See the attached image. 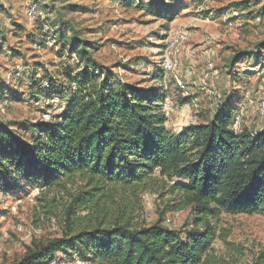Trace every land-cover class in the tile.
Wrapping results in <instances>:
<instances>
[{"label":"trees","instance_id":"obj_1","mask_svg":"<svg viewBox=\"0 0 264 264\" xmlns=\"http://www.w3.org/2000/svg\"><path fill=\"white\" fill-rule=\"evenodd\" d=\"M180 2L139 7L170 13ZM57 31L62 50L79 65L61 68L41 93L61 95L63 110L52 121L0 120V190L68 183L80 189L65 207L61 235L33 241L10 264H50L58 254L89 264H222L211 255L221 214L264 213V130L234 132L235 106L223 101L209 119L173 131L162 112L164 92L116 78L74 26ZM155 172L173 180L175 197L147 224L135 219L132 202ZM117 191L124 196L111 210ZM183 208L190 220L184 231L165 225L166 211ZM256 264H264V254Z\"/></svg>","mask_w":264,"mask_h":264},{"label":"rangeland","instance_id":"obj_2","mask_svg":"<svg viewBox=\"0 0 264 264\" xmlns=\"http://www.w3.org/2000/svg\"><path fill=\"white\" fill-rule=\"evenodd\" d=\"M125 1L0 0V120L57 118L65 103L61 95L41 91L49 88L50 77L61 68L79 65L77 56L68 55L58 43L57 29L74 26L92 42L94 57L116 78L166 94L172 104L166 120L171 130L209 119L223 101L235 106L242 127L254 133L264 130V115L258 114V104L264 100V0H182L172 4L170 13L139 7L149 0ZM243 2L247 8L237 9ZM32 6L36 11L29 16ZM178 32L186 33L187 39L176 73L183 77L188 65L193 68V74L184 77V92L174 74L161 69L166 44ZM200 85L213 88L215 95H207ZM172 183L158 172L152 174L140 199L132 202L135 219L155 222L173 202ZM79 189L68 183L51 189L23 185L0 190V264L21 257L33 241L60 236L65 207ZM122 196L121 191L113 192L108 207L120 208ZM164 217L165 225L184 231L190 222L189 208L166 211ZM217 229L220 237L211 255L222 264H256L264 254V213H222ZM57 259L55 264H89L76 255L58 254Z\"/></svg>","mask_w":264,"mask_h":264},{"label":"built area","instance_id":"obj_3","mask_svg":"<svg viewBox=\"0 0 264 264\" xmlns=\"http://www.w3.org/2000/svg\"><path fill=\"white\" fill-rule=\"evenodd\" d=\"M35 11H36L35 6H32L31 8L28 9L27 13L29 16H31L32 13L33 14L35 13ZM186 39H187V35L184 32H178L175 33L173 36H171L166 44V48L161 61V69L165 72H170V73L172 72L174 74L175 83L177 87L180 88V90L183 92L186 90L184 77L191 76L193 74V68L191 64L188 65V70L185 72V75L183 77L176 73L180 64L178 59L179 53ZM199 89L204 93H206L207 95H215L216 93L213 88L206 85H200ZM162 112L164 113L166 119L169 118L170 113L172 112V104L167 99H165L164 102L162 103ZM258 114L264 115V100H262L258 104ZM241 120L242 117L240 113H235L230 126L234 132H238L241 130L242 128ZM18 229L19 230L21 229V225L18 226ZM57 261H59V259L56 258L50 264H55Z\"/></svg>","mask_w":264,"mask_h":264}]
</instances>
